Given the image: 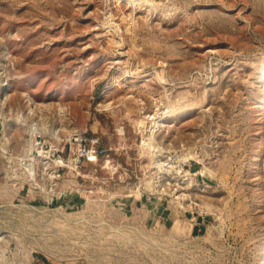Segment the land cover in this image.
Masks as SVG:
<instances>
[{
	"label": "rangeland",
	"instance_id": "obj_1",
	"mask_svg": "<svg viewBox=\"0 0 264 264\" xmlns=\"http://www.w3.org/2000/svg\"><path fill=\"white\" fill-rule=\"evenodd\" d=\"M0 264H264V0H0Z\"/></svg>",
	"mask_w": 264,
	"mask_h": 264
}]
</instances>
